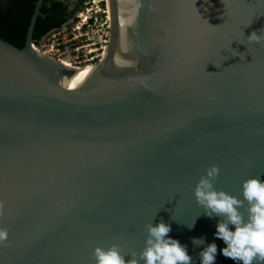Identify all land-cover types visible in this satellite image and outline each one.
Returning a JSON list of instances; mask_svg holds the SVG:
<instances>
[{
    "label": "water",
    "instance_id": "1",
    "mask_svg": "<svg viewBox=\"0 0 264 264\" xmlns=\"http://www.w3.org/2000/svg\"><path fill=\"white\" fill-rule=\"evenodd\" d=\"M41 3L21 47L0 37V264L139 252L160 220L191 264L212 242L215 264H237L194 188L213 164L215 187L240 199L243 180H264V42L246 39L264 30V0H119L125 52L109 90L38 50Z\"/></svg>",
    "mask_w": 264,
    "mask_h": 264
},
{
    "label": "clouds",
    "instance_id": "2",
    "mask_svg": "<svg viewBox=\"0 0 264 264\" xmlns=\"http://www.w3.org/2000/svg\"><path fill=\"white\" fill-rule=\"evenodd\" d=\"M93 1L87 2L92 4ZM97 3H100L99 9L106 10L104 0H97ZM75 12L67 21L74 18ZM246 39L248 43L264 42V30H261L259 34L257 31H252ZM219 175V165L213 164L206 167L195 185L194 196L197 204L204 209L203 213L206 216L221 218L216 225L215 236L223 240L226 247L221 248L220 252L237 264H264V180H261L259 175L249 176L243 180V199H240L215 187V181ZM3 209L4 202L0 201V216L3 215ZM194 224L195 219L187 226L192 228ZM146 231L144 247L139 252L121 251V245L118 243H111L107 247L95 246L93 249L95 264H141V262L143 264H191L192 257L188 254L186 245H182L179 240L168 235L171 231L168 223L163 220L155 224L150 222L146 225ZM8 236V229L0 227V244H5ZM192 242L195 245H201L204 239L193 238ZM216 254V243L207 244L200 252L201 264H215ZM126 257L129 258L126 259Z\"/></svg>",
    "mask_w": 264,
    "mask_h": 264
},
{
    "label": "trees",
    "instance_id": "3",
    "mask_svg": "<svg viewBox=\"0 0 264 264\" xmlns=\"http://www.w3.org/2000/svg\"><path fill=\"white\" fill-rule=\"evenodd\" d=\"M36 0H0V37L21 47ZM68 11V3L60 0H42L32 31L38 41L53 28H58L76 11Z\"/></svg>",
    "mask_w": 264,
    "mask_h": 264
},
{
    "label": "bare ground",
    "instance_id": "4",
    "mask_svg": "<svg viewBox=\"0 0 264 264\" xmlns=\"http://www.w3.org/2000/svg\"><path fill=\"white\" fill-rule=\"evenodd\" d=\"M93 3L95 4L88 10H98L100 6H98L97 0H94ZM106 9L110 28L106 43L103 46L102 52L98 55L100 58L103 57L101 62L98 63L96 60L97 63L92 62L82 64L85 66H74L68 62L67 56L58 60L64 66L70 68L72 70L71 73L87 74L96 78L94 84L89 87L95 89L101 88L103 90L111 89L118 81L125 52V26L119 0H107ZM112 15H114V20ZM100 38L103 39V36L101 35Z\"/></svg>",
    "mask_w": 264,
    "mask_h": 264
},
{
    "label": "built area",
    "instance_id": "5",
    "mask_svg": "<svg viewBox=\"0 0 264 264\" xmlns=\"http://www.w3.org/2000/svg\"><path fill=\"white\" fill-rule=\"evenodd\" d=\"M88 9H91V4L90 6H87L85 9H82L80 12L75 14L74 18L78 17V20L76 19L77 22L72 27L71 30L69 29L71 26H69L68 28L67 25H69V23L74 18L62 24L60 28H55L50 31L52 32L58 30L65 35L64 40H59L56 42L57 49H59L58 47L59 44L62 43L64 45L63 51L65 52V54L61 58L67 56L68 62L74 66H79L78 64H80L81 62L83 64H87L93 62L94 60H97L99 58L98 55H100V53L102 52L103 46L106 43V39H107V34L109 29V18L106 10L98 8V10L96 11L95 10L91 11ZM92 12L94 13L100 12L102 14L99 15V18L102 19L101 25L105 28V30L103 31L101 29L95 30L93 28L92 26L94 24L93 22L94 20L97 19L98 15L96 17L95 15H92ZM101 35L103 36V39L100 38ZM39 42L36 43V46L42 51V46H38ZM71 48L74 53L71 51ZM47 56L57 60L61 59L59 56L57 57H54L52 55L51 56L47 55Z\"/></svg>",
    "mask_w": 264,
    "mask_h": 264
},
{
    "label": "rangeland",
    "instance_id": "6",
    "mask_svg": "<svg viewBox=\"0 0 264 264\" xmlns=\"http://www.w3.org/2000/svg\"><path fill=\"white\" fill-rule=\"evenodd\" d=\"M68 2V4H69V6H70V8H76L77 10H76V12L78 13V12H80L82 9H85L87 6H90V4L87 2L88 0H67ZM104 2H105V6L107 5V0L105 1L104 0ZM95 3H92L91 4V6H93ZM98 4V3H97ZM100 4V3H99ZM98 4V6H100ZM101 7V6H100ZM99 7V8H100ZM106 9V8H105ZM107 10V9H106ZM96 11V10H95ZM76 12H75V14H76ZM101 13L100 12H96V13H94V12H92V15H95L96 17H97V15H98V17H97V19L96 20H94V24L92 25L93 26V28L96 30V29H101L102 31L103 30H105V28L101 25V18H99V15H100ZM102 15V14H101ZM78 20V17H75L70 23H69V25H67L68 26V28H69V26H71L69 29L71 30L72 29V27L76 24V22H77V20ZM101 30H99V31H101ZM58 30H56V31H52V32H50V33H48L46 36H44L43 38H41V40H40V42H39V45L38 46H42V51L39 49V51L40 52H42V53H44V55L45 54H47V55H52V56H54V57H57V56H59L60 58L61 57H63V55L65 54V52L63 51V49H64V45L62 44V43H60L59 44V49H57V45H56V42L57 41H59V40H64L65 39V35L61 32V31H58ZM98 31V32H99ZM89 36H90V34H89ZM41 44V45H40ZM71 51H72V48H71ZM46 52V53H45ZM73 52V51H72ZM74 53V52H73ZM70 55V54H69ZM66 57V56H65ZM103 57H99V59H97V62L98 63H100L101 62V59H102ZM63 59V58H62ZM93 62H96V60H94ZM96 62V63H97ZM92 63V62H91ZM83 63L81 62L80 64H78V65H81V66H85V65H82Z\"/></svg>",
    "mask_w": 264,
    "mask_h": 264
},
{
    "label": "flooded vegetation",
    "instance_id": "7",
    "mask_svg": "<svg viewBox=\"0 0 264 264\" xmlns=\"http://www.w3.org/2000/svg\"><path fill=\"white\" fill-rule=\"evenodd\" d=\"M73 8H70L69 4H68V11H71Z\"/></svg>",
    "mask_w": 264,
    "mask_h": 264
}]
</instances>
